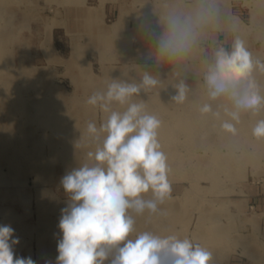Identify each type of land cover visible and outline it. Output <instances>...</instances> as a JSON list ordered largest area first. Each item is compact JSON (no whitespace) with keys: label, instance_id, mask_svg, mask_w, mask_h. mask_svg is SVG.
<instances>
[{"label":"rangeland","instance_id":"obj_1","mask_svg":"<svg viewBox=\"0 0 264 264\" xmlns=\"http://www.w3.org/2000/svg\"><path fill=\"white\" fill-rule=\"evenodd\" d=\"M212 3L216 18L174 67L157 60L155 37L170 12L189 11L197 0H0V225L19 239L14 258L55 264L68 203L61 178L94 163L88 153L102 145L100 125L110 111L127 108L113 102L106 112L86 101L113 80L140 84L148 72L159 85L129 103H144L167 126L159 141L172 194L156 214L133 213V238L143 231L176 235L211 251L212 264H264V145L255 148L251 134L264 105L242 112L236 135L226 137L223 107L231 102L210 100L204 79L217 47L231 51L237 38L264 63V0ZM257 68L252 77L262 94L264 70ZM181 80L187 98L176 103ZM204 104L212 112L202 114Z\"/></svg>","mask_w":264,"mask_h":264},{"label":"clouds","instance_id":"obj_2","mask_svg":"<svg viewBox=\"0 0 264 264\" xmlns=\"http://www.w3.org/2000/svg\"><path fill=\"white\" fill-rule=\"evenodd\" d=\"M216 15L212 0H197L189 11L170 12L154 40L157 60L175 67L186 59ZM214 57L204 77L208 97L213 101L226 97L231 102V107H223L229 119L221 128L236 135L241 113H255L264 105V95L252 77L255 68L264 70V63L254 60L239 38L231 51L217 47ZM159 83L145 72L140 84L113 80L106 92L93 93L87 99L88 105L106 112L113 102L126 104L127 108L123 112L110 111L100 125L99 131L106 135L102 145L88 153L94 163H84L61 178L68 203L61 209L58 227L62 238L55 264H105L109 257L110 264H212V252L189 238L161 237L149 231L134 238L132 235L136 231L133 213L156 214L172 194L168 157L159 141L162 121L147 112L143 103H129L142 88L148 90ZM175 89L172 100L183 103L188 86L181 80ZM200 111L212 112V106L204 104ZM214 115L219 117L221 113ZM87 131L97 138L95 123L89 122ZM251 134L264 139V119L256 121ZM13 233L11 226L0 225V264H36L31 257L14 258L13 245L19 239L13 238Z\"/></svg>","mask_w":264,"mask_h":264},{"label":"bare ground","instance_id":"obj_3","mask_svg":"<svg viewBox=\"0 0 264 264\" xmlns=\"http://www.w3.org/2000/svg\"><path fill=\"white\" fill-rule=\"evenodd\" d=\"M152 16H154V15H152ZM151 16V17H152ZM150 18V17H149ZM4 20V19H3ZM18 20V19H17ZM148 20V19H147ZM149 21V20H148ZM163 22V21H162ZM119 23V22H118ZM145 23V22H144ZM7 24V23H6ZM143 26V25H142ZM5 27L6 26H4V29H5ZM114 29L117 27V25L116 24H114L113 26H112ZM112 28V29H113ZM117 29V28H116ZM7 30V29H6ZM107 30V29H106ZM115 31V30H114ZM22 33V32H21ZM20 33V34H21ZM111 33V32H110ZM113 34V33H112ZM127 34V33H126ZM110 36V35H109ZM121 37V36H120ZM119 37V38H120ZM122 37H123V34H122ZM128 37V36H127ZM126 37V38H127ZM103 38V37H102ZM116 39V38H115ZM2 40V39H1ZM6 40V39H5ZM8 40V39H7ZM13 40V39H12ZM110 40V39H109ZM10 41V40H9ZM105 41V40H104ZM108 41V40H107ZM121 41V40H120ZM109 42V41H108ZM111 42V41H110ZM7 43V42H6ZM119 43V42H118ZM15 44V43H14ZM123 45V44H122ZM14 46V45H13ZM21 46V45H20ZM124 47V46H123ZM9 48V47H8ZM3 49H4V47H3ZM10 49H12V48H10ZM5 50V49H4ZM9 50V49H8ZM11 51V50H10ZM12 52V51H11ZM9 53V52H8ZM81 53V52H80ZM7 54V53H6ZM14 55V54H13ZM25 55V54H24ZM75 55V54H74ZM12 56V55H11ZM26 56V55H25ZM4 58H5V56H4ZM8 58H10V57H8ZM6 60V59H5ZM11 61V60H10ZM13 62V61H12ZM12 62H10V63H12ZM260 69V68H259ZM257 70H258V68H257ZM254 74V73H253ZM256 77H257V75H256ZM254 78V77H253ZM258 81V80H257ZM264 86V85H263ZM263 86H262V88H263ZM34 88V87H33ZM261 88V87H260ZM27 89V88H26ZM33 93V92H32ZM264 93V92H263ZM262 93V94H263ZM132 98V97H131ZM43 99V98H42ZM209 101V100H208ZM44 102V101H43ZM144 104V103H143ZM145 105V104H144ZM145 107H146V111H148V107L145 105ZM213 108V107H212ZM213 110V109H212ZM260 110V109H259ZM264 113V112H263ZM264 115V114H263ZM257 117V116H256ZM182 124V123H181ZM76 125V124H75ZM251 126V125H250ZM166 128H167V126H166V124H163L162 123V126H161V128H160V130H159V136H163V137H165V138H167L166 136H167V134L168 133H166V132H163V131H165L166 130ZM244 128V127H243ZM249 128V127H248ZM190 130H192V129H190ZM246 134V133H245ZM106 135V134H105ZM225 135H226V137H229V136H231V134L230 133H225ZM253 143L254 144H256V146H255V148H258V147H261V145H264V140H254L253 141ZM251 144V143H250ZM249 152V151H248ZM250 153V152H249ZM216 157V156H215ZM252 157H253V155H252ZM217 158V157H216ZM222 158V157H221ZM247 158V157H246ZM250 158V157H249ZM249 158H247V159H249ZM22 160V159H21ZM24 160V159H23ZM25 161V160H24ZM230 161V160H229ZM224 162V161H223ZM55 232V231H54Z\"/></svg>","mask_w":264,"mask_h":264}]
</instances>
